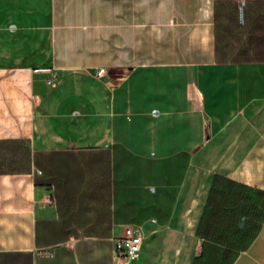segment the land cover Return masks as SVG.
Segmentation results:
<instances>
[{
	"label": "crops",
	"instance_id": "obj_1",
	"mask_svg": "<svg viewBox=\"0 0 264 264\" xmlns=\"http://www.w3.org/2000/svg\"><path fill=\"white\" fill-rule=\"evenodd\" d=\"M214 2L0 0V264H195L215 177L264 190V58L217 50Z\"/></svg>",
	"mask_w": 264,
	"mask_h": 264
},
{
	"label": "trees",
	"instance_id": "obj_2",
	"mask_svg": "<svg viewBox=\"0 0 264 264\" xmlns=\"http://www.w3.org/2000/svg\"><path fill=\"white\" fill-rule=\"evenodd\" d=\"M240 1H243L241 11ZM214 10L217 50L222 48L225 55L233 58H264V0H215ZM219 41H222L221 46ZM242 218L243 225L239 227ZM263 218L264 190L217 175L198 231L225 246L221 248L203 242L202 253L195 264H220L222 253L226 263L232 262L255 237ZM222 230H237L241 234L238 237H217Z\"/></svg>",
	"mask_w": 264,
	"mask_h": 264
},
{
	"label": "built area",
	"instance_id": "obj_3",
	"mask_svg": "<svg viewBox=\"0 0 264 264\" xmlns=\"http://www.w3.org/2000/svg\"><path fill=\"white\" fill-rule=\"evenodd\" d=\"M105 69L100 67L96 76L103 75ZM143 244V234L139 226L125 225L120 235L113 238V252L118 258H135L140 254Z\"/></svg>",
	"mask_w": 264,
	"mask_h": 264
},
{
	"label": "rangeland",
	"instance_id": "obj_4",
	"mask_svg": "<svg viewBox=\"0 0 264 264\" xmlns=\"http://www.w3.org/2000/svg\"><path fill=\"white\" fill-rule=\"evenodd\" d=\"M242 225H243V218L239 221V227H242ZM140 228V227H139ZM140 230H141V228H140ZM241 233H240V231H237V230H228V231H219L218 232V234H217V237H219V236H223V235H225V236H229V237H238L239 235H240ZM200 242H201V252H200V254H199V256H198V258L200 257V255H201V253H202V244H203V242H206V243H208V244H210L211 246H218V247H221V248H223L224 246H225V244H221V243H217V241H215L214 240V238H212V239H208V237H206V236H202L201 235V237H200ZM249 242V241H248ZM249 244H250V242H249ZM248 244V245H249ZM210 249H213V248H211L210 247ZM242 250H240L239 252H238V255H239V253L241 252ZM208 252H206L205 253V255L207 254ZM237 255V256H238ZM237 256H235L234 258H233V260L237 257ZM232 260V261H233ZM231 263V262H230ZM230 263H226L225 262V255L222 253V254H220V264H230Z\"/></svg>",
	"mask_w": 264,
	"mask_h": 264
}]
</instances>
